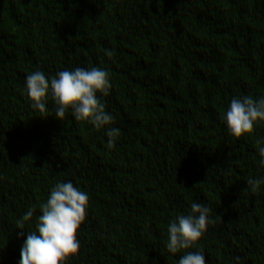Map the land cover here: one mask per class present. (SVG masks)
<instances>
[{"label":"trees","instance_id":"16d2710c","mask_svg":"<svg viewBox=\"0 0 264 264\" xmlns=\"http://www.w3.org/2000/svg\"><path fill=\"white\" fill-rule=\"evenodd\" d=\"M77 67L109 72L113 124L60 120L50 93L32 108L27 75ZM246 96L264 99V0H0V264H20L39 205L68 182L89 202L64 264H264V183L244 191L264 181V122L237 139L223 119ZM192 203L213 222L173 255L168 225Z\"/></svg>","mask_w":264,"mask_h":264},{"label":"clouds","instance_id":"9594fccd","mask_svg":"<svg viewBox=\"0 0 264 264\" xmlns=\"http://www.w3.org/2000/svg\"><path fill=\"white\" fill-rule=\"evenodd\" d=\"M105 55L112 56L114 53L105 50ZM25 84L32 108L41 114L46 113V99L50 93L56 106L55 115L60 120L71 109L75 120L89 122L96 129L114 123V118L105 110V104L98 99V94L107 96L111 88L109 72L103 68L63 70L50 80L43 72L34 71L27 75ZM223 119L228 132L239 139L251 133L256 122H264V99L254 100L251 96L233 98ZM106 135L111 149L120 135L119 129L108 127ZM259 156L264 165V146L259 148ZM261 183L264 181L250 179L249 187L244 191L256 193ZM88 202L87 193L74 187L71 182L57 183L47 202L39 205L42 214L37 218L36 231L27 234L21 249L20 264H64L77 254L80 249L77 233L85 221ZM35 210V207L28 209L23 218L17 221L18 228L23 229L24 222L32 220ZM210 211L202 203H192L190 214L179 215L170 222L167 251L175 255L193 248L209 223L213 222L208 219ZM20 233L23 235L24 231ZM178 264H206V260L200 252H186Z\"/></svg>","mask_w":264,"mask_h":264}]
</instances>
